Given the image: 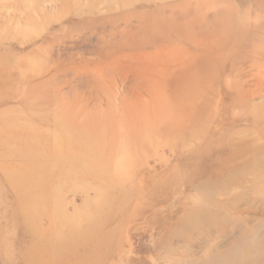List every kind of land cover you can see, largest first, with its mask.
Segmentation results:
<instances>
[{
  "label": "rangeland",
  "instance_id": "374dc122",
  "mask_svg": "<svg viewBox=\"0 0 264 264\" xmlns=\"http://www.w3.org/2000/svg\"><path fill=\"white\" fill-rule=\"evenodd\" d=\"M162 4L0 0V131L37 126L76 153L0 155V264H264V0L206 1L202 33L224 48L194 57L209 89L190 129L110 155L102 128L118 121L122 77L144 70L143 24ZM187 83L178 122L195 101Z\"/></svg>",
  "mask_w": 264,
  "mask_h": 264
},
{
  "label": "bare ground",
  "instance_id": "6f19581e",
  "mask_svg": "<svg viewBox=\"0 0 264 264\" xmlns=\"http://www.w3.org/2000/svg\"><path fill=\"white\" fill-rule=\"evenodd\" d=\"M206 1L186 0L179 4V1L176 0H161L163 4L153 12L154 20H151L150 17L145 19L143 25L147 26V31L152 36H149L148 42L145 43L147 44L146 48L149 50L143 56L142 64L145 65L144 70L142 73L139 71L132 75L133 82L131 85H127L126 78L122 77L123 98L121 100L118 121L113 120L114 117L110 115L112 114L111 112L109 115L112 124L102 128L103 131L108 132L110 138L108 148L111 151V156L115 155V148L112 149V147L118 146L115 144L120 143L124 147L123 151L125 152V150L130 148V144L141 147L143 145L142 139L145 141L152 139L153 136L155 140V136L157 135L163 138V135L165 137L172 132H176L177 129L178 131L184 128L190 129L187 123L195 119L194 113L202 106L203 97L209 89V85L207 83L205 84L208 78L204 75L206 70L204 71V68H202L204 66L199 63L200 60L197 61L194 57L196 54H199L203 58V56H207L209 53L214 55L216 52H218L217 55H220L224 48L221 42L216 44V46L210 43L208 44L207 39L209 37L206 36L207 33L205 36L202 33L203 29L200 25L202 20H200L199 16L203 13L208 14L206 12L208 11L205 5ZM132 2L128 3L127 1L122 3V5L129 7ZM159 14L166 15L168 21L165 23L164 18L162 21H159L157 18ZM196 14L197 16L195 17ZM159 22L164 26H169V30L173 34L160 31ZM182 47H187L190 50ZM256 56H258L256 57L258 61L264 62V50H258ZM128 57H131L130 53ZM125 69L126 71H130L129 67H125ZM108 71L109 69L106 67L101 73L99 72V75H96V79L99 80ZM257 78L259 76L255 77V79ZM102 81L104 80L102 79ZM186 82H188L190 95L194 97L193 99L195 101L191 104L193 106H190V110L185 108L187 117L183 118V120L180 119L178 122V106L188 103L182 101L180 103V100H175L176 95L174 94ZM104 85L106 87L103 88L109 93L108 96H111L115 86L110 82ZM241 86L243 85L241 84ZM166 90L171 94H168ZM240 92H243L244 100L247 102V100L256 95L257 91L253 89ZM109 111H112V109H109ZM102 117L107 118L108 116ZM21 126L6 125L0 131V150L4 149L0 153L1 157L38 160L44 156L43 159H47L48 161H65L67 158L76 157V153L70 151L69 142L66 140L60 139L57 136H51L48 134L49 132H38L40 128L37 126H30L26 123L24 125L21 124ZM10 147H14V150L15 148L16 150L14 151ZM252 152L257 156L260 154L257 151ZM25 218L29 219L27 216ZM262 244V242H259L256 248ZM257 262L258 264H263L262 260H258ZM239 263L250 264L248 256L245 255L242 257Z\"/></svg>",
  "mask_w": 264,
  "mask_h": 264
}]
</instances>
